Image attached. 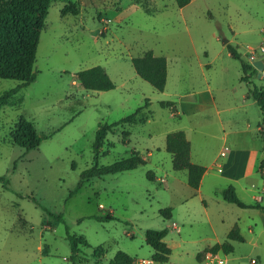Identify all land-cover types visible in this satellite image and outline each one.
Instances as JSON below:
<instances>
[{
  "label": "rangeland",
  "instance_id": "374dc122",
  "mask_svg": "<svg viewBox=\"0 0 264 264\" xmlns=\"http://www.w3.org/2000/svg\"><path fill=\"white\" fill-rule=\"evenodd\" d=\"M228 43L245 60L248 44L264 45V0H192L184 7L176 0L53 1L36 54L37 79L0 105V264H95L96 246L106 250L102 264H112L118 250L148 257V228H168L172 253L163 264L194 263L237 224L244 240L233 241L229 264H264V207L242 208L221 195L240 178L251 189L240 188L239 196L264 205V115L246 97L241 62ZM147 50L167 59L163 91L131 62ZM95 65L107 70L116 88L82 86L77 72ZM253 80L264 85L258 74ZM18 83L0 77V96ZM146 98L147 121L112 129L96 160L99 123L119 121ZM21 116L51 135L26 150L13 138ZM124 130L131 134L125 137ZM176 130H185L193 160L209 166L200 190L188 184L187 170L173 168L165 143ZM225 142L231 151L220 158L219 171L213 163ZM136 151L146 164L93 177L70 195L96 161L108 165ZM167 207L170 218L161 213ZM107 213L115 218H96ZM69 233L91 245L73 257Z\"/></svg>",
  "mask_w": 264,
  "mask_h": 264
},
{
  "label": "trees",
  "instance_id": "16d2710c",
  "mask_svg": "<svg viewBox=\"0 0 264 264\" xmlns=\"http://www.w3.org/2000/svg\"><path fill=\"white\" fill-rule=\"evenodd\" d=\"M55 0H0V77L12 78L19 83L5 91L0 96V105L9 97L16 94L23 86L34 82L37 79V72L34 70L36 54L40 42L42 30L45 28L51 3ZM179 7H184L191 0H176ZM67 12V10L65 11ZM73 13H78V9L73 8ZM102 34H104L102 32ZM229 53L241 62L242 76L241 79L248 84L247 98L252 97L258 104L264 115V85H258L254 82V75L258 74L256 67L249 61L245 60L238 48L231 43L227 44ZM131 62L137 74L148 81L157 90L163 91L167 84L168 65L164 55H157L153 50H147L142 55L131 58ZM77 78L82 86L91 90H110L116 88V83L111 78L107 70L102 65H95L82 69L77 72ZM162 105L173 106V101H162ZM150 105V99L146 98L144 106L139 107L135 112L125 116L119 121L113 123L100 122L96 132L95 159H98L100 149L107 139L108 133L118 125L127 123L146 122L151 111L146 110ZM264 122V117H263ZM264 132V131H263ZM130 131L124 130L123 135L128 137ZM51 134L40 133L33 120L21 116L16 123L13 133L14 142L31 150L38 147L42 140L48 138ZM125 142L126 140L123 139ZM166 150L172 154V165L175 170H187L188 184L198 189L201 185L206 166L192 161L191 158V141L188 139L185 130H176L166 135ZM139 151L133 152L126 158H121L112 164L100 165L97 161L81 173V180L70 195L75 194L85 181L93 177H101L106 174L123 172L137 168L141 164H146ZM264 167V162L260 168ZM264 174V172H263ZM149 179H155L154 171L147 172ZM0 180H5L0 176ZM224 200L237 204L242 208L264 207L263 204L247 203L240 198L233 184L224 187L221 191ZM166 218L172 216V208L167 207L161 210ZM58 220H62L61 214H55ZM100 220L114 219L112 213L96 216ZM168 228L156 229L148 228L146 230V242L153 249L152 257L158 264L168 263L172 249L165 241ZM68 238L73 250V257H76L82 246H90L88 239L84 235L68 234ZM243 241L244 236L240 227L235 225L227 234V239L217 242L209 248L213 250H223L230 253L234 250L233 241ZM208 249V248H207ZM106 250L103 246H96L94 254L98 257L95 264H102L101 257ZM137 256H132L124 250H118L111 259L112 264H134Z\"/></svg>",
  "mask_w": 264,
  "mask_h": 264
},
{
  "label": "built area",
  "instance_id": "2783aa9c",
  "mask_svg": "<svg viewBox=\"0 0 264 264\" xmlns=\"http://www.w3.org/2000/svg\"><path fill=\"white\" fill-rule=\"evenodd\" d=\"M247 48L249 51L248 60L252 64L255 60L258 59L264 60V45H261L258 48L253 46V44H248ZM258 52H260V54ZM261 77L264 78V68L261 71ZM229 151H230V146L225 145L220 152V156L224 157ZM218 170L222 171V166H219ZM227 254L228 253L224 252L221 249L213 250L211 248H208L205 249L203 252L199 253V257H200L199 259H197L194 263H188V264H229V258L227 257ZM251 262L256 263V259H252ZM134 264H158V263L152 256H148V257H137L134 261ZM170 264H181V263H170Z\"/></svg>",
  "mask_w": 264,
  "mask_h": 264
},
{
  "label": "crops",
  "instance_id": "0c3cea01",
  "mask_svg": "<svg viewBox=\"0 0 264 264\" xmlns=\"http://www.w3.org/2000/svg\"><path fill=\"white\" fill-rule=\"evenodd\" d=\"M192 1V0H191ZM188 5V4H187ZM188 137V136H187ZM189 139V138H188ZM190 140V139H189ZM225 145H228L226 142L222 145V147H221V149H220V151H219V153H218V155L216 156V158H215V161H214V165H216L217 166V164H219L220 166H222V171H223V164L222 163H220V158H224V157H221L220 156V152H221V150H222V148L225 146ZM191 146H192V144H191ZM165 148H166V143H165ZM230 151H231V146H230ZM140 152V151H139ZM153 154V152L152 151H150L149 153H148V156H151ZM171 154V153H170ZM144 158H146L147 159V161H148V158L146 157V156H144V155H142ZM171 156H172V154H171ZM191 158H192V161H194L193 160V152H192V150H191ZM194 162H196V161H194ZM196 163H198V162H196ZM201 164V163H200ZM204 165V164H203ZM218 167V166H217ZM262 171V170H261ZM209 172V166H206V171H205V173H204V175H203V178H202V181H201V185H200V187L198 188V190H200L201 188H202V185H203V181H204V179H205V176L207 175V173ZM155 173V172H154ZM263 173V172H262ZM156 175V174H155ZM161 180H163V181H165V182H167V179H166V177L165 176H162L161 178H160ZM237 179V183L236 184H233L234 186H235V188H236V190H237V193H238V195H239V189L241 188L242 190H245V189H249L250 188V186H249V184H248V182H243V183H239V179L240 178H236ZM224 187H222L221 188V191H222V189H223ZM251 189V188H250ZM197 190V189H196ZM263 190H264V182H263ZM241 198V197H240ZM242 199V198H241ZM243 200V199H242ZM258 200V199H257ZM245 201V200H244ZM246 202V201H245ZM248 203V202H247ZM255 203H257V202H255ZM260 203V202H259ZM262 204V203H261ZM238 225V224H237ZM177 227H178V225H176ZM239 226V225H238ZM240 227V226H239ZM178 229H179V227H178ZM240 230H241V227H240ZM165 241H166V239H165ZM167 242V241H166ZM168 243V242H167ZM169 244V243H168ZM169 246L171 247V245L169 244ZM152 253H153V251L151 252V255H152ZM133 256V255H132ZM171 256V255H170ZM137 257H139V256H137ZM200 257H199V253L197 254V256H196V260L197 259H199ZM170 260V259H169ZM172 263V262H171Z\"/></svg>",
  "mask_w": 264,
  "mask_h": 264
},
{
  "label": "water",
  "instance_id": "95a60500",
  "mask_svg": "<svg viewBox=\"0 0 264 264\" xmlns=\"http://www.w3.org/2000/svg\"><path fill=\"white\" fill-rule=\"evenodd\" d=\"M228 42V40H225L224 43ZM253 65L257 68L258 70V77H261V71L264 68V60L258 59L253 62Z\"/></svg>",
  "mask_w": 264,
  "mask_h": 264
}]
</instances>
